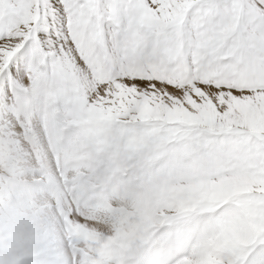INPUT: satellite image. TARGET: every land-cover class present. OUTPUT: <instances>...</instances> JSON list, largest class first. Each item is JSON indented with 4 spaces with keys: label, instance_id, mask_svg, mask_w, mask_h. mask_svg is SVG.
I'll return each mask as SVG.
<instances>
[{
    "label": "snow or ice",
    "instance_id": "snow-or-ice-1",
    "mask_svg": "<svg viewBox=\"0 0 264 264\" xmlns=\"http://www.w3.org/2000/svg\"><path fill=\"white\" fill-rule=\"evenodd\" d=\"M0 264H264V0H0Z\"/></svg>",
    "mask_w": 264,
    "mask_h": 264
}]
</instances>
